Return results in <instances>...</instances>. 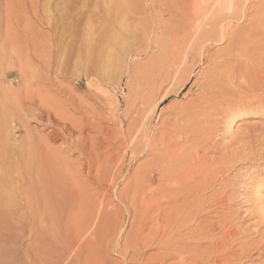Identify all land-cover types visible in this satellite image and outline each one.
Segmentation results:
<instances>
[{
    "label": "rangeland",
    "instance_id": "1",
    "mask_svg": "<svg viewBox=\"0 0 264 264\" xmlns=\"http://www.w3.org/2000/svg\"><path fill=\"white\" fill-rule=\"evenodd\" d=\"M0 4V149L58 188L67 264H144L151 236L163 264H264V0ZM24 217L0 264H50Z\"/></svg>",
    "mask_w": 264,
    "mask_h": 264
},
{
    "label": "bare ground",
    "instance_id": "2",
    "mask_svg": "<svg viewBox=\"0 0 264 264\" xmlns=\"http://www.w3.org/2000/svg\"><path fill=\"white\" fill-rule=\"evenodd\" d=\"M0 7H1V4H0ZM260 24H261L260 22L252 24V26H250L251 29L248 31L249 36H247V37L253 36L252 34L256 31L254 29L259 28V26H261ZM244 38H242L243 41L245 40ZM221 39H222V37H221ZM249 56H251V55L249 54ZM253 57H254V54H253ZM249 59L250 58H248V60ZM237 76H239V75H237ZM256 76H257V74H256ZM259 77H257V78H259ZM241 79H243V78H241ZM210 81H212V79ZM241 81H243V80H241ZM210 86H212V85H210ZM262 87H263V85H262ZM239 88H240V86H239ZM245 89H248V88H245ZM257 89H258V87H257ZM242 90H244V89H242ZM241 91H240V93H241ZM252 93H255V92H251V94ZM253 96H254V94H253ZM252 97H250L249 99H251ZM246 98H248V97H246ZM254 98H257V97H254ZM243 100H242V102L236 101L235 103L238 105L242 104V103H244ZM257 101H259V100H257ZM257 101H256V103H257ZM254 102L255 101H253V103ZM253 106H251V107H253ZM248 108H250V107L248 106ZM4 110H5V106L0 100V119H1V121H3ZM4 117H5V115H4ZM36 118L40 121H44L46 118V114H44V112H38ZM2 127H4V126H2ZM2 131H3V129H2ZM57 131H58V126L54 125V124H50V132H51L50 138H51V141H53V142L56 141L60 137L59 134L57 133ZM56 133H57V136H56ZM0 135H2V134H0ZM1 137H3V135ZM1 137H0V139H1ZM5 150H7V149H5ZM13 156H14V154L10 155L9 151L3 152L1 150V152H0V232L4 231V229H5L4 225L5 224H8L10 222L12 223V221H15L16 219L22 218L23 215H25V217H26V215L29 214L30 215L29 218L31 219L30 220L31 221L30 227L33 230H35L36 234H38L37 233L38 230L44 228V231H45V229H47V231L50 232V234H49L50 236L49 235L48 236L49 237L52 236L54 238L53 235H55L56 233L54 232L53 228H55L56 225H60L61 224L60 220L64 219V218H61L63 216V214H60V215H62L61 217L56 216L61 211V208H60V199L61 198L60 197L57 198L55 196L58 192V188L56 187L55 183H54L55 186L54 185L52 186L51 184H49V182H48V180H46V178H44L38 172L36 173L33 170L32 164H30L29 161H27V159H25L23 163H20V161H18L19 159L17 157L15 158ZM14 175L15 176L17 175V177H14ZM152 179L153 178L151 177V180ZM53 189L55 190V193H53ZM261 189H262L261 185L255 186L254 193L258 196L257 198H259V196H260ZM20 208L23 210L22 215L20 214V211H21ZM88 216H91V215L89 214ZM87 218H88V220L85 219L86 220L85 222L88 221L89 224L93 222L92 220H94V218H92V217H87ZM68 222H70L69 219L67 220L66 224H68ZM66 224H65V227L67 226ZM62 226L64 227V225H61V227ZM57 227H58V232H59L60 228H59V226H56V230H57ZM68 227H69V225H68ZM66 229H67V227H66ZM80 232H81L80 228H78V230L75 232V237L78 238V239L77 238H75V239L78 240V243L80 240L79 239L80 234H81ZM8 233H9V231H8ZM36 234H35V237H36ZM66 234H68V233H66ZM159 235H161V233ZM39 236H42V231L41 232L39 231ZM46 236H47V234H46ZM59 237L60 238H58V239L54 238L55 240L50 238V264H62L64 261L63 257L65 256V254L66 255L69 254L70 250H73L74 251L73 254H75V255H77L78 250H81L79 248L81 242L78 245H77V241L76 242L70 241V243H69V241L67 242V239L65 238V236L63 237L62 233L59 235ZM39 240H40V238H39ZM147 244H148L149 250H157L159 252L157 254H155L154 256H152L151 258H149L148 261L144 264H163V260H165V258H164L163 253H162V247L163 246L161 245L160 241L156 242V237L151 236L149 238V240L147 241ZM48 252L49 251L46 250V251H44L43 254L47 255ZM73 254H71V255H73ZM40 257H42V256H40ZM54 258L56 259L55 261H53ZM68 260L66 262L65 261L64 262L67 264ZM65 263H63V264H65ZM30 264H32V263H30ZM164 264H165V262H164Z\"/></svg>",
    "mask_w": 264,
    "mask_h": 264
}]
</instances>
